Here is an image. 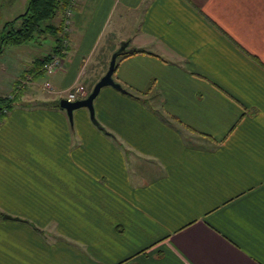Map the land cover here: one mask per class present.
I'll use <instances>...</instances> for the list:
<instances>
[{"label": "crops", "instance_id": "0c3cea01", "mask_svg": "<svg viewBox=\"0 0 264 264\" xmlns=\"http://www.w3.org/2000/svg\"><path fill=\"white\" fill-rule=\"evenodd\" d=\"M67 8L53 92L23 89L0 121V264H264V0ZM121 42L126 94L99 90L101 130L83 108L69 122L53 102L88 94ZM24 49L0 62V96L37 86Z\"/></svg>", "mask_w": 264, "mask_h": 264}, {"label": "trees", "instance_id": "16d2710c", "mask_svg": "<svg viewBox=\"0 0 264 264\" xmlns=\"http://www.w3.org/2000/svg\"><path fill=\"white\" fill-rule=\"evenodd\" d=\"M70 0H27L24 11L12 20L5 22L0 31V52L4 44L20 46L28 44L33 37L41 32H47L51 35L55 34L61 27L60 24L56 27L50 22L58 12H64L69 6ZM49 21L48 23H46ZM46 24H42V23ZM42 25V26H41ZM54 47L51 52L38 59H35L28 70H25L22 75L30 74L34 76L42 75L43 66L48 60L56 54H59L60 48L58 42L54 39ZM141 52V51H135ZM125 57V56H123ZM23 94V89H13L8 95L0 96V121L5 116V113L15 107L17 101ZM58 101H54L53 105L58 107Z\"/></svg>", "mask_w": 264, "mask_h": 264}, {"label": "rangeland", "instance_id": "374dc122", "mask_svg": "<svg viewBox=\"0 0 264 264\" xmlns=\"http://www.w3.org/2000/svg\"><path fill=\"white\" fill-rule=\"evenodd\" d=\"M18 3H19V0L14 1L13 6H11V8L7 9L10 13V15L8 17H11V19L13 17H15L16 15H19L20 13H22L23 9L25 8L23 6L22 10H19L21 8L18 6V5H20ZM6 15L7 14L4 12V10L1 9V11H0V22H1L0 23V31H1L2 23L4 21H7ZM48 22L49 21H47L46 23H48ZM52 22H56V21L52 20L50 23H52ZM46 23L43 22L42 24H46ZM54 38H55L54 35H51L47 32H41V33L36 34L33 37V39L30 41V43L20 45L21 47L18 46L20 48H16L17 46H14V45H8V44L2 45L1 52H0V62L4 68H7L6 73H9L10 66L14 62L13 59H15V57L12 58L13 52L21 50V48H23V49L25 48L24 50H26V52L22 53L21 56H19L21 59L25 60L26 58H28V59L32 60L36 57L40 58L44 55H47L50 52V49H51V47H53L54 42H55ZM47 76L49 77V75H47V74L38 76L37 80H35L33 82L37 85L34 87L31 84L28 85V82L31 81V79H29V78L26 79V80H28L27 82H25L24 78H22V79L18 80L15 85L14 84H12V85H14V89H16V90L25 89V88L26 89L24 91L29 92V90H32V94L34 95L33 97H35L36 99H39V100H41V99L44 100V99H47L48 97H50V94H47L41 88V85L44 82L50 83ZM12 85H10L9 92L6 93L7 95H8V93L12 92V90H13ZM24 97H25V95H24ZM23 100H26V98H23Z\"/></svg>", "mask_w": 264, "mask_h": 264}, {"label": "water", "instance_id": "95a60500", "mask_svg": "<svg viewBox=\"0 0 264 264\" xmlns=\"http://www.w3.org/2000/svg\"><path fill=\"white\" fill-rule=\"evenodd\" d=\"M126 45H127L126 42H121L119 44V47L117 48V50H115L111 54L105 73L92 86V88L88 94H86L83 98H80V99H77V100H74L71 102H68L67 100H65L63 98L58 100V102H57L58 108L65 112V115H66L69 122L71 121L72 112L74 110L83 108L87 111L88 118H89L90 122L92 123V125H94L96 128L101 130V127L94 120L92 101L94 100V98L98 94L99 90L103 87H110L119 93L126 94V92L120 87V85H118L112 79V74L114 71L116 58L128 55V54L133 52L132 50H127ZM3 219L16 220V219L10 218L9 216H3Z\"/></svg>", "mask_w": 264, "mask_h": 264}, {"label": "built area", "instance_id": "2783aa9c", "mask_svg": "<svg viewBox=\"0 0 264 264\" xmlns=\"http://www.w3.org/2000/svg\"><path fill=\"white\" fill-rule=\"evenodd\" d=\"M70 15H71L70 10L68 8L65 9L64 18L62 20V25L64 26V28H66L68 23H69L68 19H69ZM63 43H64V41H63ZM60 65H61L60 54L54 55L48 60V62H46L44 64L43 72H44V74L50 75L53 72H55L57 69H59ZM27 81L28 80H25V82H27ZM41 88L47 94H51L53 92L52 86H50L49 83H47V82H44L41 85ZM83 97H84V91L81 87H75L73 91H67L63 95V99L67 100L68 102H71V101H74V100H77V99H80Z\"/></svg>", "mask_w": 264, "mask_h": 264}]
</instances>
